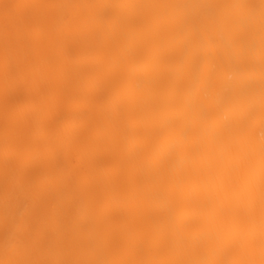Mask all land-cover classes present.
Here are the masks:
<instances>
[{
  "label": "bare ground",
  "instance_id": "bare-ground-1",
  "mask_svg": "<svg viewBox=\"0 0 264 264\" xmlns=\"http://www.w3.org/2000/svg\"><path fill=\"white\" fill-rule=\"evenodd\" d=\"M0 264H264V0H0Z\"/></svg>",
  "mask_w": 264,
  "mask_h": 264
}]
</instances>
